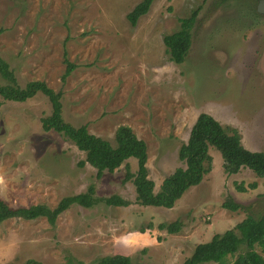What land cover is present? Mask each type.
<instances>
[{
	"label": "rangeland",
	"instance_id": "obj_1",
	"mask_svg": "<svg viewBox=\"0 0 264 264\" xmlns=\"http://www.w3.org/2000/svg\"><path fill=\"white\" fill-rule=\"evenodd\" d=\"M142 1L0 0V56L20 87L45 82L62 93L63 119L74 127L86 126L113 146L119 127L132 128L147 143L155 193L166 177L186 167L179 152L203 113L238 131L248 150L264 152V16L258 3L157 0L133 27L128 15ZM196 10L192 47L178 65L163 38ZM0 85H7L1 75ZM0 102L1 200L13 208L55 209L65 197L95 185L99 199L117 195L131 202L73 205L54 227L45 218L11 219L0 225V264H96L116 254L130 256L133 264H183L197 245L249 214L263 213L264 179L249 169L227 175L214 148L211 173L173 209L141 206L125 167L99 180L89 164L80 166L86 156L73 143L44 131L42 119L52 114L45 95ZM130 164L136 171L137 161ZM254 182L256 190L236 189V183ZM230 198L243 209H224ZM176 221L183 224L180 233L158 230ZM256 251L264 257V248Z\"/></svg>",
	"mask_w": 264,
	"mask_h": 264
},
{
	"label": "trees",
	"instance_id": "obj_2",
	"mask_svg": "<svg viewBox=\"0 0 264 264\" xmlns=\"http://www.w3.org/2000/svg\"><path fill=\"white\" fill-rule=\"evenodd\" d=\"M157 0H143L128 15V21L136 27L139 20L147 15ZM259 2L260 0H254ZM199 11H194L189 18L180 20V29L173 34L165 35L164 45L170 60L182 65L185 63L193 42ZM68 65L70 64L67 62ZM70 66V65H69ZM0 75L7 85H0V97L6 101L24 103L38 94L45 95L51 105L52 114L42 119L44 131H54L73 143L86 156L80 166L89 164L97 171L100 180L105 173H115L122 167L126 169V181L135 186L138 204L144 207L173 209L185 193L192 187L199 186L211 173L213 157L210 149L218 150L224 160L223 169L227 175H237L243 169L251 170L258 178L264 179V152H253L243 144L240 133L224 128L219 121L207 113L201 114L195 122L187 143L183 144L179 158L186 167L176 169L165 178L160 191L155 193L156 184L150 178L148 168L149 154L147 143L141 140L129 126H121L115 134L116 146L111 142L91 134L86 126L76 128L63 119L62 93L55 92L45 82H30L25 88L19 86L17 77L10 64L0 56ZM1 106V102H0ZM137 161L136 171L132 170L130 161ZM240 193L256 190L258 183L246 186L236 183ZM96 187L92 185L86 193L65 197L55 209L46 205L13 208L0 199V225L11 219L35 221L45 218L51 226H56L58 218L73 205L91 208L98 203L109 207H129L131 202L121 196L97 198ZM223 208L238 212L243 206L231 198L224 202ZM153 229V225L149 230ZM182 222L162 223L158 230L168 234L182 231ZM147 229L142 228L141 233ZM256 246L264 248V210L259 217L249 214L232 230L215 235L208 243L197 245L192 256L183 264H225L229 257H235L231 264H264V257L256 251ZM241 248L245 251L239 253ZM26 264H43L29 260ZM96 264H133L130 256L116 254L99 259Z\"/></svg>",
	"mask_w": 264,
	"mask_h": 264
},
{
	"label": "water",
	"instance_id": "obj_3",
	"mask_svg": "<svg viewBox=\"0 0 264 264\" xmlns=\"http://www.w3.org/2000/svg\"><path fill=\"white\" fill-rule=\"evenodd\" d=\"M257 12L264 16V0H260L257 5Z\"/></svg>",
	"mask_w": 264,
	"mask_h": 264
}]
</instances>
